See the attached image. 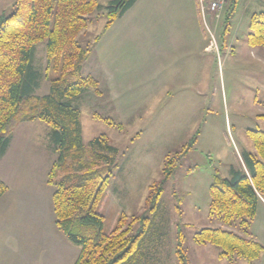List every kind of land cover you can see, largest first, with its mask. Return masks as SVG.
Here are the masks:
<instances>
[{
	"label": "rangeland",
	"instance_id": "obj_1",
	"mask_svg": "<svg viewBox=\"0 0 264 264\" xmlns=\"http://www.w3.org/2000/svg\"><path fill=\"white\" fill-rule=\"evenodd\" d=\"M110 1L97 0L101 6ZM13 2L3 5L0 15H10ZM230 2L220 13L207 8L213 17L220 14L212 23L203 7L196 12L178 10V0H140L107 30L102 11L89 15L90 22L77 37L82 49L92 48L81 76H91L100 92L88 88L72 102L79 109L82 144L88 153L89 142L103 136L117 150L118 168L97 211L107 233L123 214L127 223L141 215L151 218L143 264H178V234L189 264H247L242 259L221 260L218 247L194 242L195 233L203 228L237 230L239 221L228 227L209 216V188L214 176L228 179L230 168L241 166L242 155L254 151L248 131L264 132V47L247 45L250 17L264 12V0H237L226 21ZM213 43L216 51L204 53L203 47ZM33 67L38 73L33 95L43 97L61 75L47 64L45 42L35 46ZM50 132L39 121L15 127L4 163L6 173L9 166L21 172L14 182L19 176H32V165L42 168L48 162L49 171L53 167L57 155L52 162ZM192 140L191 149H186ZM178 153L185 155L165 180L155 215L150 214L147 198L156 192L165 162ZM57 170L60 177L62 171ZM137 228L135 223L133 232ZM249 231L264 245L263 209L256 211ZM35 234L39 254L58 237L43 236L41 230ZM62 241L69 244L64 237L55 239L59 246ZM61 250L64 255L62 246Z\"/></svg>",
	"mask_w": 264,
	"mask_h": 264
},
{
	"label": "trees",
	"instance_id": "obj_2",
	"mask_svg": "<svg viewBox=\"0 0 264 264\" xmlns=\"http://www.w3.org/2000/svg\"><path fill=\"white\" fill-rule=\"evenodd\" d=\"M137 1L111 0L101 6L97 0H14L13 12L0 15V158L19 123L39 121L51 128L50 145L57 161L48 172L47 183L54 189L55 226L79 248L73 264H143L145 260L142 250L152 227L150 217L141 215L127 223L123 214L109 233L103 229L97 204L118 168L117 150L102 136L89 142L87 153L82 144L79 109L72 104L88 88L93 87L100 94L91 76H81L92 48L82 49L77 37L90 22L88 16L102 11L106 30ZM236 3L237 0H231L228 5L226 21ZM41 42H45L47 64L60 70L61 75L51 82L46 95L37 97L33 95L38 85L33 60L35 46ZM247 45L264 47V12L251 15ZM68 76L73 79L68 80ZM104 121L114 125L108 119ZM247 135L254 151L242 155V165L230 168L228 179L214 176L209 188V216L228 227L239 221L235 224L237 230L203 228L194 235L196 244L218 247L219 259L230 262L242 259L251 263L264 251L249 231L260 198L264 199V132L248 131ZM191 144L193 140L186 149L190 150ZM184 155L178 153L165 162L163 178L156 192L147 198L150 214L155 215L162 186ZM57 169L62 171L60 177H56ZM7 190L0 180V198ZM135 223L138 228L133 232ZM182 239L178 234L177 262L189 264Z\"/></svg>",
	"mask_w": 264,
	"mask_h": 264
},
{
	"label": "crops",
	"instance_id": "obj_3",
	"mask_svg": "<svg viewBox=\"0 0 264 264\" xmlns=\"http://www.w3.org/2000/svg\"><path fill=\"white\" fill-rule=\"evenodd\" d=\"M178 1L179 5H181L178 6V10H185V7H187L189 9L195 8L197 12L203 7L204 15L210 22L213 23L220 20V17L217 19L208 12V4L213 0H196V3L193 0ZM8 2L9 0H0V8L8 4ZM5 8L3 7L1 10L4 11ZM179 23L183 25L185 21ZM101 37H98L96 41V48L99 45ZM215 45L213 43L212 46L209 44L203 47V52L216 51ZM45 137L48 138L47 133H45ZM12 140L11 137L5 154L0 158V180L8 187L7 192L0 198V264H58V262L59 264H72L76 260L79 250L75 251V245L68 242L55 226V217L52 211V193L54 189L44 179V176L49 172V164L48 162L43 164L42 168H40V165H32V176H19L20 179H16L14 182L16 175H20L21 172L19 173V170L16 171L15 168L12 170V166H9V173H6L4 170L5 166H7L4 163H6L5 160L8 158ZM47 150L51 151L49 147H47ZM51 155L53 162L55 154L52 152ZM25 167L26 164H21L22 170L25 171ZM37 171L40 172V178L38 177ZM259 209L264 210L263 198H260L257 212ZM36 230L43 231V236H47L46 234L50 236L57 234L61 239L64 237L69 243L66 244L64 241L60 242L65 252L64 255L61 252V246L58 245V242H55V239H58V237H53L54 239H51L46 246V252L39 254L40 247L35 244L37 239V234H35ZM258 242L262 245L260 241ZM262 246L264 248V245ZM255 263L264 264V256L261 254L257 260L247 264Z\"/></svg>",
	"mask_w": 264,
	"mask_h": 264
},
{
	"label": "built area",
	"instance_id": "obj_4",
	"mask_svg": "<svg viewBox=\"0 0 264 264\" xmlns=\"http://www.w3.org/2000/svg\"><path fill=\"white\" fill-rule=\"evenodd\" d=\"M228 0H214L213 2H211L208 5V9L211 12H222L223 9L225 8L226 4H227ZM220 14H217L216 18L219 16Z\"/></svg>",
	"mask_w": 264,
	"mask_h": 264
}]
</instances>
